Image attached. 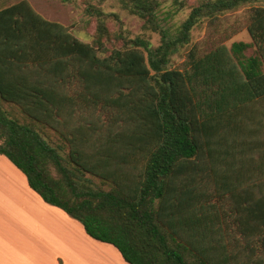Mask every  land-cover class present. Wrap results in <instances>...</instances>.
<instances>
[{
    "label": "trees",
    "instance_id": "16d2710c",
    "mask_svg": "<svg viewBox=\"0 0 264 264\" xmlns=\"http://www.w3.org/2000/svg\"><path fill=\"white\" fill-rule=\"evenodd\" d=\"M105 1L82 0L85 41L0 0V154L129 264H264V0H200L175 36L160 0H116L158 46L113 30ZM247 4L250 42L172 66L202 18Z\"/></svg>",
    "mask_w": 264,
    "mask_h": 264
},
{
    "label": "crops",
    "instance_id": "0c3cea01",
    "mask_svg": "<svg viewBox=\"0 0 264 264\" xmlns=\"http://www.w3.org/2000/svg\"><path fill=\"white\" fill-rule=\"evenodd\" d=\"M0 264H129L112 244L46 202L27 175L0 154Z\"/></svg>",
    "mask_w": 264,
    "mask_h": 264
},
{
    "label": "rangeland",
    "instance_id": "374dc122",
    "mask_svg": "<svg viewBox=\"0 0 264 264\" xmlns=\"http://www.w3.org/2000/svg\"><path fill=\"white\" fill-rule=\"evenodd\" d=\"M19 0H5L2 5H9ZM34 8L45 17L69 25L74 34L85 41L93 39L95 22L86 14L82 0H28ZM158 11L162 27L169 36H175L182 23L189 17L194 6L200 0H160ZM260 4L264 5V1ZM247 4L236 10L222 13L216 20L202 18L191 32V40L172 56V66L182 67L188 59L191 49L199 54L206 53L220 44L228 47L235 41L250 42L247 31L252 6ZM104 11L109 14L106 21L110 27L123 36L133 39L138 36L148 39L154 46L161 43V33L146 29L143 20L137 15L123 9L116 0L102 3ZM253 50H248L250 54Z\"/></svg>",
    "mask_w": 264,
    "mask_h": 264
}]
</instances>
